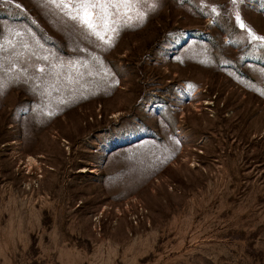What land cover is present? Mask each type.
Returning a JSON list of instances; mask_svg holds the SVG:
<instances>
[{
    "label": "rangeland",
    "instance_id": "374dc122",
    "mask_svg": "<svg viewBox=\"0 0 264 264\" xmlns=\"http://www.w3.org/2000/svg\"><path fill=\"white\" fill-rule=\"evenodd\" d=\"M63 2L0 0V264H264V0Z\"/></svg>",
    "mask_w": 264,
    "mask_h": 264
},
{
    "label": "snow or ice",
    "instance_id": "6c2138e0",
    "mask_svg": "<svg viewBox=\"0 0 264 264\" xmlns=\"http://www.w3.org/2000/svg\"><path fill=\"white\" fill-rule=\"evenodd\" d=\"M58 6H63L65 8L70 7V5L65 4L63 0H60ZM132 7V0H105L103 3H100L99 0H79L75 6L74 14H70L72 19L78 20L100 39H103L104 37L101 35L99 29L103 28L104 30L114 31L115 28L111 27L116 23L115 19H113L114 15H127V10ZM94 9H98L99 11L94 13ZM110 9H115L116 12L114 13L110 11ZM120 9H124L125 11L120 13ZM241 27H244L243 23H241ZM253 39L264 38L253 36Z\"/></svg>",
    "mask_w": 264,
    "mask_h": 264
}]
</instances>
